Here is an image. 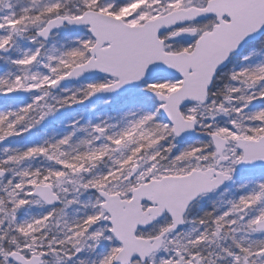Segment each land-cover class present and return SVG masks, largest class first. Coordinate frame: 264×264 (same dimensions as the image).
I'll return each instance as SVG.
<instances>
[{"label": "snow or ice", "instance_id": "obj_1", "mask_svg": "<svg viewBox=\"0 0 264 264\" xmlns=\"http://www.w3.org/2000/svg\"><path fill=\"white\" fill-rule=\"evenodd\" d=\"M0 264H264V0H0Z\"/></svg>", "mask_w": 264, "mask_h": 264}]
</instances>
